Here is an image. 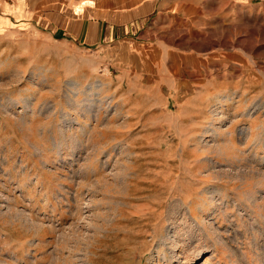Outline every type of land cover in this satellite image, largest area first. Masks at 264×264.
I'll return each instance as SVG.
<instances>
[{
  "label": "rangeland",
  "instance_id": "obj_1",
  "mask_svg": "<svg viewBox=\"0 0 264 264\" xmlns=\"http://www.w3.org/2000/svg\"><path fill=\"white\" fill-rule=\"evenodd\" d=\"M225 1L196 67H163L153 24L120 26L141 0H85L122 30L94 44L42 25L80 0H0V264H264V14L242 36Z\"/></svg>",
  "mask_w": 264,
  "mask_h": 264
},
{
  "label": "crops",
  "instance_id": "obj_2",
  "mask_svg": "<svg viewBox=\"0 0 264 264\" xmlns=\"http://www.w3.org/2000/svg\"><path fill=\"white\" fill-rule=\"evenodd\" d=\"M84 1L85 0H80V13L77 14H73L70 10L68 11L67 7L61 6L55 11H50L49 14H44L43 20H45V23H42L43 27L51 35L61 34V36L65 37H80V42L84 44L98 43V39L102 38L103 34L104 37H112L118 33L117 29L121 30L120 27H116L120 21L104 20L98 15H94L95 17L92 16L91 12L93 13L94 11H91L89 9L90 5L86 4ZM209 1L211 0H168V3L166 4L165 0H141L140 11L135 10L133 12V16L127 21V23L125 22V24L120 26H128L126 31L132 33L141 25H145L147 27L148 25L150 26V24H153L151 28L149 27L148 29L143 30L144 35L147 37H150L154 31L159 34V36H153L155 39H153V41H151V43L147 46L148 50H150V54L154 53V56L156 57L155 59L160 61L158 64L160 65V63H162V66L164 67V63L166 61H174L176 62V65L174 66L178 67L181 64L189 67L191 59L198 60L203 58L198 49L194 50L190 44L192 41H200L204 43L206 40V34L202 37L197 36L199 33L198 31L203 34L205 33L204 29L206 28L209 36L217 38L222 35L220 27H224L228 30L229 23H226V18L223 16L224 12L225 14L228 12L227 0L225 1L227 5L222 4L224 6H216L214 3L212 7H208L209 5L207 4H210ZM235 1L236 4L240 5L239 15L237 17L238 33H242L241 35L245 36L247 31L249 32L257 29L256 22L253 24H249L247 22L248 24H246V19H250L251 16L258 19L260 15L264 13L257 10L254 6L252 7V10L250 9V6L245 7V0ZM204 6L208 7L207 11H209L212 15L210 13V15L205 13ZM12 9L19 17L22 16V11L27 14L25 18L29 19L33 16L32 13H27V11L22 7L21 2L14 3ZM28 10L31 12L30 9ZM154 15L157 17H155L156 20H154ZM171 40H182L180 43L182 45L185 43L187 46H177ZM217 52L219 53L220 51L217 50ZM145 56H147L146 53H143L142 55H137L135 53L134 57L137 60L138 65H136L134 62L135 60H133V67L130 73L137 71L141 59ZM118 64L120 67L117 66V69L124 68L122 63L118 62ZM196 65L198 66V63ZM190 67L196 66L191 65ZM148 68L159 69V67L157 68L152 65L151 62H149ZM160 74L161 73H156V77H160ZM162 74L163 77H169L168 74H164L163 72ZM173 74L175 73L172 72L171 75ZM178 82L179 83L175 86L172 82L169 85V89H171V91L167 93L162 92L164 96H156V98L164 99L165 97L167 100H181L194 96L195 93L192 91L183 90V88H181V84H185V82ZM211 98L212 96H208V99Z\"/></svg>",
  "mask_w": 264,
  "mask_h": 264
}]
</instances>
